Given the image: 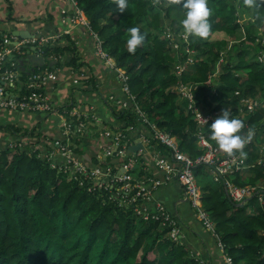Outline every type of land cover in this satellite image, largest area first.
I'll return each mask as SVG.
<instances>
[{"label":"trees","instance_id":"1","mask_svg":"<svg viewBox=\"0 0 264 264\" xmlns=\"http://www.w3.org/2000/svg\"><path fill=\"white\" fill-rule=\"evenodd\" d=\"M70 1L76 3L74 7L88 23L84 26L94 33L102 51L128 77L134 99L125 109L113 107V116L120 121L117 127L111 126L116 133L126 137L130 131H143L150 144H157L170 156L154 136L153 124L174 135L179 149L192 159L204 152L197 145L201 133L220 155L242 157L239 152L229 155L218 148L211 138V124L223 109L230 118L243 122L237 133L246 141L241 169L215 181L212 167L201 164L195 168V176L203 208L214 222L212 234L221 242L224 256L232 264H264V203L253 195L238 206L224 186L225 180L239 187H258V182H264V0H253L251 7L245 0H208L212 14L207 38L184 32L182 3L128 0L125 12H119L115 0ZM0 16L5 21L15 18L9 7ZM131 27L146 33L145 42L134 54L128 52L126 43ZM1 34L11 36L0 32V48ZM63 38L67 39L64 45L42 39L41 46L36 44L48 62L58 61L53 67L48 62L42 67L28 61L20 64L18 53L8 57L7 67L18 74L21 95L31 94L27 83L33 73L53 71L62 64L81 68L77 49L68 36ZM179 65L183 67L180 75L176 73ZM179 83L193 89L196 107L212 109L211 119L203 126L179 94ZM246 99L258 101L263 108L243 110ZM51 108L18 112L45 117L55 111L63 116L71 106ZM135 108L145 114L147 122ZM87 118L90 116L72 120L73 129L79 122L85 124L82 133L68 138L73 154L89 145ZM6 128L25 136L13 127ZM18 142L0 150V264H204L185 243L170 237L171 228L136 213L144 202L136 197V183L146 179L147 173L134 174L135 166L129 173L126 167L124 173L130 176L133 188L125 191L122 183L95 179L91 175L94 167L74 172L56 165L35 147ZM119 152L112 156L121 158L126 151L121 147ZM111 157L93 164L100 168L109 165L111 175L119 174L121 167L110 163Z\"/></svg>","mask_w":264,"mask_h":264},{"label":"crops","instance_id":"2","mask_svg":"<svg viewBox=\"0 0 264 264\" xmlns=\"http://www.w3.org/2000/svg\"><path fill=\"white\" fill-rule=\"evenodd\" d=\"M8 7L12 9L15 18L5 21L0 16V32L11 33V36L3 35L9 37L14 45L24 41L13 35V32L20 31L25 36L32 35L33 38H40L51 44L64 45L67 39L63 36H68L77 49L83 64L81 68L75 70L62 64L50 71L53 76L47 80L43 92L48 103L54 107L71 106L85 116H90L87 118L89 145L76 152L74 159L87 168L95 167L93 161L103 162L108 157L105 152L111 137L106 133H115L111 126L117 127L120 124L113 116L112 109L120 102L128 101L117 67L111 66L116 65V62L112 60V64H109L98 54L97 38L92 31L75 20L76 8L70 0H0V12H5ZM52 61H55L53 65L58 64V61ZM63 118L55 111L52 115L38 117L28 112L1 109L0 150L19 141L23 146L29 144L30 148L35 147L42 153L53 154L50 157H53L54 163L64 162V157L51 148L56 142L63 143L66 140ZM6 127H13L20 134L25 133V136L16 135ZM31 132L34 136H28ZM142 133L143 131H130L131 140L125 143L129 146L142 141L144 150L131 154L125 160L122 159L125 156H109V162L121 167L122 172L125 167L135 166L137 172L147 173V178L142 180L150 193L143 206L152 211L158 205L163 206L166 215L179 225V242L185 243L204 264H225L224 254L217 241L197 218L182 186L172 173L155 166L156 160L163 159L172 167L170 156L157 144H150ZM151 179L160 184L150 188Z\"/></svg>","mask_w":264,"mask_h":264},{"label":"built area","instance_id":"3","mask_svg":"<svg viewBox=\"0 0 264 264\" xmlns=\"http://www.w3.org/2000/svg\"><path fill=\"white\" fill-rule=\"evenodd\" d=\"M74 6L76 3L74 2ZM75 20L79 23L88 26V23L83 18L81 11L76 8ZM9 37L3 35V42L0 48V110L6 109L10 111H48L52 110L51 104L48 103L46 97L44 96V85L47 80L53 76L50 70L45 69L39 73H33L28 79L27 88L31 90V94L29 96H23L20 94L19 90V79L18 74L7 67L8 57L11 56L12 53H18L19 55H24L25 51H20L19 46L14 45L9 41ZM43 41V40H42ZM41 40L38 38L26 39L20 43V45H26L27 47L35 46L37 50V54L41 55L40 50L37 49V45H42ZM37 44V45H36ZM97 52L98 54L105 60L107 63L112 64V58L105 54L101 47L100 42L97 40ZM112 67H116V65H111ZM119 72V79L122 81V89L123 92L126 93L128 101L120 102L118 104L119 108H127L129 106L130 101L134 98L130 95V89L128 86V77L125 73L117 68ZM183 71V67L181 65L176 67V73L180 75ZM21 86V84H20ZM178 92L183 97L188 105V108L192 111H196V116L194 119L196 122L203 126L209 120L208 116H203L197 112V108L194 105V97H193V89L183 83H179L177 86ZM246 101L243 100L242 103ZM259 104L257 101L247 102L248 108L251 107V104ZM136 112L140 115L144 122H147V118L145 114L139 111L138 108H135ZM65 115H63L64 119V130L67 139V143L56 142L51 148L56 152L60 153L62 157H64V162L66 167L72 169L74 172L80 171L84 172L87 167L81 165L76 159H74V154L69 149L68 138L71 134L74 133H82L83 127L85 124L83 122H79L76 128H72V120L75 118H79L81 116H85L83 113L79 112L77 109L71 107L70 109L64 110ZM67 113V114H66ZM151 130L154 136L157 137V140L160 144L166 146L169 150L170 159L172 160V167L163 159H159L155 161V166L161 170L166 171L167 173H172L174 178L178 181V183L182 186L185 196L193 209H195L197 218L203 224V226L212 233H215L214 230V222L211 219L208 212H206L203 208L200 196V189L197 183V179L195 176V168L198 165L206 164L212 167L214 173V180L217 181L220 177L229 176L237 171H239L244 163V159L239 156H222L219 153V150L212 146L204 137L203 134H199L197 138V145L204 152L196 159H192L186 153L182 152L179 149L178 141L176 137L166 131L159 130L155 125H151ZM107 136L111 137L110 143L106 148L105 156L117 155L119 152V148H123L126 151L128 147L125 142L131 139L129 136H124L120 132L118 133H106ZM145 136V135H144ZM143 136V137H144ZM147 137V136H146ZM144 137V138H146ZM148 138V137H147ZM142 142V141H141ZM121 151V150H120ZM120 153V152H119ZM53 154H44L43 156H48L49 159H53ZM120 156L126 157V152L120 154ZM264 164V163H262ZM126 168V167H125ZM126 170V169H125ZM125 172V171H124ZM120 172L119 174L111 175L110 167L107 165L105 168L100 166H96L93 168L91 175L95 176V179L101 177L104 181H110L111 183H122V189L125 191H129L133 188L130 184L131 178L128 174ZM103 176V177H102ZM151 182L150 188L157 187L160 182L156 180H149ZM224 186L226 192L234 203H242L245 204L253 195L258 196L259 203H264V193L263 186H244L239 187L235 184L225 180ZM136 197H141L145 203V200L149 196L150 189L146 186V184L141 180L136 183ZM143 204L140 207L136 208V213L141 215L144 220H153L160 221L162 226H166L171 228L170 237L174 240L178 239L179 236V225L176 220L171 219L166 215L163 206L158 205L155 210H147ZM218 247L220 250H223V246L220 241H218ZM226 264H232V261L229 257L224 256Z\"/></svg>","mask_w":264,"mask_h":264},{"label":"clouds","instance_id":"4","mask_svg":"<svg viewBox=\"0 0 264 264\" xmlns=\"http://www.w3.org/2000/svg\"><path fill=\"white\" fill-rule=\"evenodd\" d=\"M172 4L182 3L186 10L184 18L180 21L184 32L193 37L207 38L210 31L208 18L212 14L208 0H170ZM248 7L253 6V0H245ZM119 12H125L128 7V0H115ZM146 40V33H142L139 27L128 29L126 40L127 50L134 54L138 46ZM244 127L241 120L230 118V113L222 110V114L211 124V138L216 141L218 148L223 152L233 155L239 152L243 157L246 154L242 151L246 143L240 135H237ZM250 138V135H249Z\"/></svg>","mask_w":264,"mask_h":264},{"label":"water","instance_id":"5","mask_svg":"<svg viewBox=\"0 0 264 264\" xmlns=\"http://www.w3.org/2000/svg\"><path fill=\"white\" fill-rule=\"evenodd\" d=\"M14 37H20L24 40L33 38L32 35L25 36L20 31L13 32ZM16 46H19L20 48L25 49L24 55H20V64H22L24 61H28L38 67L44 66L48 60L43 55H38L37 50L35 46L27 47L26 45H20V42H16ZM12 56V55H11ZM49 65L53 67V64L55 61L50 60ZM143 143L141 141L136 142L133 145H129L126 148V157H129L131 154L137 153L139 150H144ZM238 206H243L242 203H239Z\"/></svg>","mask_w":264,"mask_h":264},{"label":"rangeland","instance_id":"6","mask_svg":"<svg viewBox=\"0 0 264 264\" xmlns=\"http://www.w3.org/2000/svg\"><path fill=\"white\" fill-rule=\"evenodd\" d=\"M166 31H169V29H166ZM176 47V46H175ZM252 102V101H256V100H254V99H246V101H244L243 103H242V106H244L242 109L244 110V108H246L247 110H248V112H250V111H255L256 109H261V108H263V105L262 104H260L258 101V103L259 104H257V105H255L254 103L253 104H251L250 106L251 107H249L248 108V106H246L247 105V102ZM195 108H197L196 110H197V112L198 113H200L201 115H203V116H205V115H209L208 117H209V119H211V116H212V109L210 108V109H207V111H203V110H201L199 107H195ZM193 113H194V116H196V111L194 110L193 111ZM211 115V116H210ZM206 117V116H205ZM88 122V121H87ZM97 125V124H96ZM92 129H94V128H90V130H92ZM96 130H99L98 128H96ZM89 132V129L86 131V133H88ZM251 133V132H250ZM87 136H89V133L87 134ZM244 159V158H243ZM262 163H264V161L262 162ZM56 165H59V166H66L65 165V162H61V163H57ZM136 169V168H135ZM129 173H132V168L131 167H128V170H127ZM136 172H137V169H136V171L134 172V174H136ZM103 177V176H102ZM97 178H101V177H98L97 176ZM263 184H264V182H258L257 183V185H260V186H263Z\"/></svg>","mask_w":264,"mask_h":264}]
</instances>
